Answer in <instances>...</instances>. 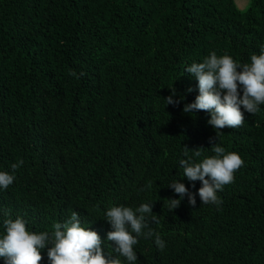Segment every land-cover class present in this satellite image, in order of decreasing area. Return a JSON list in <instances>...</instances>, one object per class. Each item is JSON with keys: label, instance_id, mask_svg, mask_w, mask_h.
I'll use <instances>...</instances> for the list:
<instances>
[{"label": "trees", "instance_id": "obj_1", "mask_svg": "<svg viewBox=\"0 0 264 264\" xmlns=\"http://www.w3.org/2000/svg\"><path fill=\"white\" fill-rule=\"evenodd\" d=\"M261 46L264 0L245 10L235 0H0V172L24 161L0 189V238L5 211L36 233L75 211L116 256L105 212L153 204L165 247L139 238L136 264H264V105L241 107L244 124L220 130L244 161L217 192L222 204L167 202L180 199L175 181L202 186L183 177L184 147L204 149L197 162L214 155L210 114L183 112L199 95L185 69L213 51L249 64ZM173 87L176 106L164 100Z\"/></svg>", "mask_w": 264, "mask_h": 264}, {"label": "clouds", "instance_id": "obj_2", "mask_svg": "<svg viewBox=\"0 0 264 264\" xmlns=\"http://www.w3.org/2000/svg\"><path fill=\"white\" fill-rule=\"evenodd\" d=\"M185 71L198 82L199 95L193 103L185 104L183 112L205 111L210 114L207 123L216 132V136L209 139L214 155L197 162L195 158L201 157L204 149L190 151L184 147L186 159L179 161L183 177L190 182L200 181L202 186L198 193H191L184 184L178 181L171 183L168 187L174 189L180 199H167L169 211L178 208L185 196L193 207L196 195L202 205L222 204L217 192L233 182L234 172L243 166L244 161L235 152L226 153L218 137L222 134L221 129L238 128L244 124L241 107L247 113L255 114L260 110L259 106L264 105V46H261L259 55H251L249 64L241 65L231 56H218L213 51L203 62L192 63ZM170 90L172 94L164 100L167 105L176 106L180 102L173 99L177 95L176 90L174 87ZM23 163L20 160L11 164L12 174L0 172V189L7 190L13 184L14 173ZM151 186L149 182L147 187ZM152 207L153 204H141L133 209L121 205L110 207L105 212L104 221L112 229L107 233V240L113 242L111 247L116 256L104 254L100 236L81 227L79 214L75 211L65 222L53 224L51 232L40 233L29 232L22 217L13 220L10 212L5 211L3 214L8 218L3 221L5 234L0 238V258L4 259V264H40L41 250L47 247L49 264H121L120 257L126 258L128 264H136L138 257L133 246L139 238L154 237L161 251L165 247L160 234L150 227L148 217L152 223L158 222Z\"/></svg>", "mask_w": 264, "mask_h": 264}, {"label": "rangeland", "instance_id": "obj_3", "mask_svg": "<svg viewBox=\"0 0 264 264\" xmlns=\"http://www.w3.org/2000/svg\"><path fill=\"white\" fill-rule=\"evenodd\" d=\"M235 3L240 10H245L249 7L250 0H235Z\"/></svg>", "mask_w": 264, "mask_h": 264}]
</instances>
